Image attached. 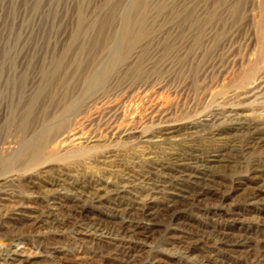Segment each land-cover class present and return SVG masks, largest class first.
<instances>
[{
    "label": "rangeland",
    "instance_id": "rangeland-1",
    "mask_svg": "<svg viewBox=\"0 0 264 264\" xmlns=\"http://www.w3.org/2000/svg\"><path fill=\"white\" fill-rule=\"evenodd\" d=\"M116 3L120 1L0 0V264H264V84L258 95L245 94L254 85L245 87L242 79L264 73L259 59L264 50V0H148L152 12L157 4L164 8L153 15L142 42L129 50V79H122L119 69L127 56L123 48L122 60L110 67L105 85L120 96L129 87V105L146 91L168 99L165 115L136 119L137 125L147 124L153 142L144 143L138 133L108 138L109 117L104 114L84 124L82 139L76 142L83 143V150L69 147L67 155L61 151L38 163L16 157L21 143L67 99L82 98L85 75L95 61V53L80 45L93 41L96 30L90 28L86 38L75 39L76 22L65 24L58 17L80 6L86 26L96 19L108 33L118 27H109ZM185 7H194L200 18L216 13L214 21L202 27L199 43L193 33L178 27ZM70 44L72 53L52 74L54 51ZM104 57L96 62H104ZM43 87L45 93L37 94ZM93 96L76 115L92 107ZM208 115L240 116L245 122L243 127L231 126L224 119L215 129L200 127L197 123ZM196 161H205L206 168ZM182 165L197 177L178 178ZM122 185L127 187L123 198L111 194ZM80 192L104 199L80 201ZM143 199L148 204H137ZM54 204L62 207L53 210ZM20 211L33 215L32 221Z\"/></svg>",
    "mask_w": 264,
    "mask_h": 264
},
{
    "label": "bare ground",
    "instance_id": "bare-ground-1",
    "mask_svg": "<svg viewBox=\"0 0 264 264\" xmlns=\"http://www.w3.org/2000/svg\"><path fill=\"white\" fill-rule=\"evenodd\" d=\"M72 1V0H71ZM81 1V0H80ZM120 3H116L117 5H114L113 9L110 11L111 17H110V22H109V27L111 28L112 25L117 23L118 27L116 30L107 33H104V29L102 27V24L99 26L96 24L97 20L93 19L91 23H89L87 26L91 24V26L87 27L86 23L88 20L83 14V9H81L80 6L74 7V9H68L65 11L64 15H61L59 21H62V23H74L76 22L78 28L77 31H74L73 37L75 39L87 34V31L91 28V31L94 32V29L96 30V34H98L95 38H93V41H89L87 43H84L83 40V45L81 43L82 49H86L89 53H95L93 57L95 58V61L93 64H89L90 68L89 72L86 73L85 79H84V87H83V95L82 98H76V99H67L66 103L64 104L63 107H61L57 112L53 114L50 120L45 121L41 127L40 130L37 133H34V135L31 136V138L28 140H24L20 147L18 152V155L20 159H25L28 162H33V163H38L43 160L49 159V158H54L56 154L59 152L63 151L65 152V155L68 154L69 150L68 148L71 149H77V150H83L82 146L79 147V145L82 142L76 143L77 141H81L82 137L79 136V133L82 131V128L84 124L91 118H101L102 116H108L109 119L107 120V123L105 124L106 127V136L110 139H114L119 136H126L129 137V134L133 135L138 133L139 136H141L142 140L144 143H152V138H149L148 130L145 129L147 126H140L137 125L139 122L138 120H142L143 116L151 118L152 116L155 115H165L170 111V108L168 106V99L167 101L164 100V97L162 95H155L151 94L149 95L146 91L144 95L139 96L136 101L129 105V87H128V92H125L122 94V96L117 94V91L115 92H110L107 90V87L105 85L106 81V75L109 73V71L113 70L110 69L112 65H114L115 62H119L120 59V54L121 51L126 50L127 53H125L127 56L125 59H120L122 62L120 63L122 65V68L120 69V72L123 74L122 79H129V52L132 51L134 48L137 47V45L142 42L143 37L146 35L147 30L151 28V20L154 18L153 15H156L163 10L164 7H162L161 4H157L154 7V12L151 10V4L148 3V0H132L128 1L126 4H121V0H119ZM68 3V2H67ZM52 4V3H51ZM61 4V3H60ZM64 4V3H63ZM73 4V3H72ZM71 4V5H72ZM85 4V3H84ZM68 6V4H66ZM65 5V6H66ZM82 5V4H81ZM33 6V5H32ZM43 6V5H42ZM73 6V5H72ZM75 6V5H74ZM84 6V5H83ZM86 9V6H84ZM30 8V7H29ZM50 8V7H49ZM83 8V7H82ZM93 8V7H92ZM111 8V7H110ZM33 9H37V6H33ZM46 9V8H45ZM58 8H56L55 13H54V20L57 19V14H58ZM107 9V8H104ZM31 10V9H30ZM29 10V11H30ZM47 10V9H46ZM95 10V9H94ZM99 10V9H98ZM102 10V9H101ZM100 10V12H101ZM63 11V10H62ZM92 11V10H91ZM90 11L89 14L92 12ZM97 11V9H96ZM233 11H237L236 7L233 9ZM28 12V11H27ZM40 12V11H38ZM36 12V13H38ZM99 12V14H100ZM85 13V12H84ZM96 13V12H95ZM103 13V12H102ZM106 13V12H105ZM236 13V12H235ZM46 14V13H45ZM97 14V13H96ZM34 15V14H33ZM94 15V14H93ZM92 15V16H93ZM42 16V15H41ZM96 16V15H95ZM109 16V13H108ZM44 17V16H43ZM100 17V16H99ZM104 18V16H102ZM45 18V17H44ZM53 18V17H52ZM92 18V17H91ZM108 18V17H107ZM216 18V13L210 14L206 18H200L196 12V9L194 7H185L178 15V27L183 31V32H190L193 33V40L196 43H199L202 40V27H204L205 24H209L214 19ZM62 19V20H61ZM98 19V18H97ZM52 20V19H51ZM92 20V19H91ZM58 21V22H59ZM100 21V20H99ZM106 21V20H105ZM22 22V21H21ZM30 22V21H29ZM93 22V23H92ZM101 22V21H100ZM19 23V22H18ZM43 23V22H42ZM51 23V22H50ZM55 23V22H54ZM26 24V23H25ZM24 24V25H25ZM41 24V23H40ZM75 24V23H74ZM27 25V24H26ZM56 25V24H55ZM105 25V24H104ZM107 25V23H106ZM40 26V25H39ZM51 26V25H50ZM57 26V25H56ZM98 26V27H96ZM29 27V26H28ZM31 27V25H30ZM42 27V26H41ZM40 27V28H41ZM48 28V26H46ZM83 27H87L83 28ZM34 28V27H33ZM105 28V26H104ZM109 28V29H110ZM113 28V27H112ZM16 29V28H15ZM36 29V28H35ZM55 29V28H54ZM58 29V28H57ZM67 29V28H66ZM73 29V28H72ZM21 30V29H20ZM61 30V28H60ZM65 30V29H63ZM11 31V30H10ZM15 31V30H14ZM47 31V30H46ZM55 31V30H54ZM90 31V30H89ZM17 32V31H16ZM27 32V31H26ZM36 32V31H35ZM73 32V30H72ZM50 33V32H49ZM90 33V32H89ZM18 34H20L18 32ZM25 34V33H24ZM23 34V35H24ZM32 34V32H31ZM36 34V33H34ZM56 34V33H55ZM71 34V32H70ZM94 34V33H93ZM10 35V34H9ZM41 35V34H40ZM54 35V34H53ZM63 35V34H62ZM11 36V35H10ZM16 36V35H15ZM67 36V35H66ZM7 37V36H6ZM18 37V36H17ZM16 37V38H17ZM20 37V36H19ZM22 37V36H21ZM25 37V36H24ZM51 38V37H50ZM56 38V37H55ZM60 38V37H59ZM63 39H66L65 35L62 37ZM71 38V39H74ZM19 38H17L18 40ZM26 39V38H25ZM35 39V38H34ZM54 39V38H53ZM70 39V41H71ZM74 39V41H75ZM10 40V39H9ZM16 40V41H17ZM55 40V39H54ZM89 40V39H88ZM4 41V40H3ZM7 41V40H6ZM73 41V40H72ZM71 41V42H72ZM2 42V40H1ZM15 42V41H14ZM12 42V43H14ZM26 42V41H24ZM31 42V41H30ZM29 42V43H30ZM70 42V43H71ZM6 43V42H5ZM11 43V42H10ZM17 43V42H15ZM27 43V42H26ZM25 44V43H23ZM73 44V43H72ZM70 44L69 47L65 46L63 49H57L54 51L56 54L55 61L53 62L54 71H52V74L56 72V70H59V68L64 65L66 56L69 54V52L72 51L73 45ZM75 44V43H74ZM9 45V43H8ZM26 45V44H25ZM76 45V44H75ZM79 45V44H77ZM76 45V46H77ZM3 46H6L5 44ZM13 46V45H11ZM10 46V48H11ZM85 46V47H84ZM16 47V46H14ZM21 47V46H20ZM23 47V46H22ZM84 47V48H83ZM7 48V46H6ZM58 48V47H57ZM17 49V48H15ZM13 49L12 51H14ZM34 49V48H33ZM19 50V49H18ZM25 50V49H24ZM71 50V51H70ZM85 50V51H86ZM130 50V51H129ZM135 50V49H134ZM11 51V49H10ZM16 51V50H15ZM20 51V50H19ZM28 51V50H27ZM75 51V50H74ZM23 52V51H22ZM82 52V50H81ZM17 53V51H16ZM21 53V52H18ZM72 53V52H71ZM87 53V52H86ZM5 54V53H4ZM14 54V52H13ZM51 54V53H50ZM106 55L103 58L104 62L101 63V61L96 62L97 58L102 55ZM133 54V53H132ZM18 55V54H17ZM21 55V54H20ZM19 55V56H20ZM77 55V54H76ZM83 55V54H82ZM123 55V53H122ZM135 55V54H133ZM15 56V55H12ZM18 56V57H19ZM46 56V55H45ZM55 56V55H54ZM81 55H79L80 57ZM86 56V55H85ZM87 55L86 57H88ZM136 56V55H135ZM11 57V56H10ZM17 57V56H16ZM90 57V56H89ZM12 58V57H11ZM23 58V57H22ZM46 58V57H45ZM2 59V58H1ZM47 59V58H46ZM45 59V60H46ZM54 59V58H53ZM52 59V60H53ZM81 59V58H80ZM79 59V60H80ZM85 59V57H84ZM92 59V58H91ZM100 59V58H99ZM131 59V58H130ZM259 59L264 62V50H261L259 53ZM51 60V59H50ZM86 60V59H85ZM108 60V61H107ZM2 62V60H1ZM8 62V61H7ZM12 62V59H11ZM30 62V61H29ZM47 62V61H45ZM50 63V61H48ZM78 62V61H77ZM106 62V63H105ZM27 63V62H26ZM35 63V62H34ZM33 63V64H34ZM107 63H109L107 65ZM44 64V63H43ZM72 64V63H71ZM5 65V64H4ZM9 65H11L9 63ZM13 65V64H12ZM15 65V62H14ZM31 65V64H30ZM49 65V64H48ZM69 65V64H68ZM120 65V66H121ZM35 66V65H34ZM39 66V65H38ZM52 66V65H51ZM74 66V65H73ZM50 67V65H49ZM81 67V66H80ZM83 67V66H82ZM119 67V66H118ZM117 67V68H118ZM263 67V66H262ZM1 68V67H0ZM4 68V67H3ZM1 68V69H3ZM10 68V66H9ZM74 68V67H73ZM109 69V70H108ZM264 68H261V70ZM4 70V69H3ZM117 70V69H116ZM114 70V72L116 71ZM14 71V69H13ZM16 71V69H15ZM40 71V70H39ZM7 72V71H6ZM10 72V71H9ZM86 72V71H85ZM118 72V73H120ZM46 73V72H45ZM120 73V76H121ZM6 74V73H5ZM11 74V73H10ZM14 74V73H13ZM27 74V72L25 73ZM47 74V73H46ZM51 72L49 75H52ZM80 74V73H79ZM258 73L256 72L253 76L250 74H245V76L242 79H246L244 82V86H250L254 85L251 90L247 91L245 94H250L251 92L257 93L258 95V89L262 84H264V73L260 74L259 76H256ZM12 75V74H11ZM40 75V74H39ZM45 75V74H44ZM77 75V74H76ZM111 75V73H110ZM14 76V75H13ZM66 76H69L66 75ZM3 77V76H2ZM26 77V76H25ZM46 77V76H45ZM55 77V76H54ZM65 77V76H64ZM111 77V76H110ZM24 78V76H23ZM69 78V77H68ZM82 78V77H81ZM9 79V77L7 78ZM26 79V78H25ZM24 79V80H25ZM44 79V76H43ZM52 79V78H50ZM54 79V78H53ZM57 79V78H56ZM60 79V77L58 78ZM1 80V76H0ZM11 81V78L9 79ZM8 80V81H9ZM47 80V79H46ZM6 81V80H5ZM18 81V80H17ZM52 81V80H51ZM59 81V80H58ZM61 81V80H60ZM63 81V80H62ZM70 81V80H69ZM78 81V80H77ZM116 81V80H115ZM13 82V80H12ZM15 82V78H14ZM56 82V81H55ZM122 82V81H121ZM240 82V81H239ZM22 83V82H21ZM49 83V82H47ZM58 83V82H57ZM64 83V82H63ZM61 83V85L63 84ZM117 83V82H116ZM119 83V82H118ZM8 84V83H6ZM50 84V83H49ZM13 85V84H12ZM41 85V84H40ZM50 86V85H49ZM48 86V87H49ZM66 86V85H65ZM117 86V84L115 85ZM146 86V85H145ZM15 87V86H14ZM13 87V88H14ZM25 87V86H24ZM41 87V86H40ZM51 87V86H50ZM49 87V88H50ZM64 87V85L62 86ZM72 87V86H71ZM113 87V86H112ZM23 88V87H22ZM66 88V87H65ZM68 88V87H67ZM12 89V87H11ZM15 89V88H14ZM32 89V88H30ZM55 89V88H54ZM57 89V88H56ZM112 89V88H111ZM36 90V89H35ZM47 90L46 88H41L37 90V94H43ZM50 90V89H49ZM148 90V89H146ZM5 91V90H4ZM2 91V92H4ZM11 91V90H10ZM20 91V89H19ZM24 91V90H23ZM22 91V92H23ZM114 91V90H113ZM154 91V90H153ZM20 92V93H22ZM50 92V91H49ZM70 92V91H69ZM149 92V91H148ZM80 93V92H79ZM0 92V96H1ZM29 94V93H28ZM27 94V95H28ZM35 94V93H34ZM53 95L52 93H50ZM56 94V93H55ZM60 94V93H59ZM71 94V93H70ZM96 94V96L94 95ZM8 95V94H6ZM20 95V94H19ZM23 95V94H22ZM30 95V94H29ZM49 95V94H48ZM64 95V94H63ZM62 95V96H63ZM68 95V94H67ZM95 96L94 98V104L92 107L87 108V112L84 115H76L78 113L77 111L84 107L86 104V101L90 100L92 96ZM164 95V94H163ZM242 95V94H241ZM21 96V95H20ZM31 96V95H30ZM41 96V95H40ZM56 96V95H55ZM75 96V95H74ZM77 96V95H76ZM93 96V97H94ZM134 96V95H133ZM137 96V95H135ZM24 97V96H23ZM119 97V98H118ZM22 98V97H21ZM65 98V97H64ZM135 98V97H134ZM26 99V98H24ZM41 99V98H40ZM49 99V98H47ZM54 99V98H53ZM56 99V98H55ZM1 100V99H0ZM34 100V99H31ZM30 100V101H31ZM64 100V99H63ZM21 101V100H20ZM29 101V100H28ZM29 101V102H30ZM35 101V100H34ZM45 101V100H44ZM91 101V100H90ZM26 102V101H25ZM43 102V101H42ZM58 102V101H57ZM21 103V102H19ZM37 103L38 100H37ZM93 103V102H92ZM32 104V103H31ZM42 104V103H41ZM56 104V103H55ZM17 105V104H16ZM14 105V106H16ZM19 105V104H18ZM30 105V104H28ZM58 106V105H57ZM89 106V104H88ZM27 108V106H26ZM24 109V108H23ZM28 109V108H27ZM58 109V108H57ZM14 111V110H13ZM30 111V110H29ZM32 111V110H31ZM35 111V110H34ZM52 111V110H51ZM53 112V111H52ZM231 112V111H230ZM24 113V112H23ZM28 114V113H27ZM49 114V113H48ZM219 114V113H218ZM228 114V113H227ZM31 115V114H30ZM46 115V114H45ZM225 115V114H223ZM47 116V115H46ZM48 118V117H47ZM138 118V120H136ZM165 118V116H164ZM152 119V118H151ZM156 119V118H155ZM200 119V118H199ZM224 119H228L226 122L227 124H230L231 126H239L243 127V124L245 120H241L240 116H226ZM223 119V116L221 117L220 115H208L203 117L197 124L200 125V127H205L208 129H215V126L217 123L221 122ZM102 120V119H101ZM131 120V122H129ZM147 121V120H146ZM155 121V120H154ZM158 121V119H157ZM141 122V121H140ZM154 123V122H153ZM161 123V122H160ZM196 123V122H195ZM130 124L133 125V128L129 132V127ZM20 125V124H18ZM163 125V124H162ZM23 126V125H22ZM21 126V127H22ZM87 126V125H86ZM161 126V125H160ZM103 127V126H102ZM132 127V126H131ZM130 127V128H131ZM154 127V126H153ZM255 127V126H254ZM259 127V126H258ZM86 128V127H85ZM151 128V127H150ZM235 129V128H234ZM84 130V129H83ZM236 130V129H235ZM253 130V129H252ZM99 131V130H98ZM219 131V130H218ZM251 131V130H250ZM84 132V131H83ZM93 132V131H92ZM214 132V131H213ZM218 134V133H217ZM87 137V136H86ZM96 137H93L95 139ZM262 138V137H261ZM88 138H86L87 140ZM154 139V138H153ZM91 140V139H90ZM108 140V139H107ZM96 139L93 141V143H96ZM122 141V140H121ZM117 142V141H116ZM87 143V142H86ZM92 143V142H91ZM103 143V142H101ZM83 144V143H82ZM110 144V143H109ZM117 144V143H116ZM114 144V146L116 145ZM119 145V144H117ZM129 145V144H128ZM109 146V145H108ZM47 147L50 148V151H47ZM84 147V146H83ZM86 147V146H85ZM89 147V146H88ZM93 147V146H92ZM118 147V146H117ZM108 147H106L107 149ZM115 147H109V149H114ZM119 148V147H118ZM94 149V148H92ZM97 150V148H95ZM101 149V148H100ZM99 149V150H100ZM105 149V148H104ZM84 150H87L84 148ZM95 150V151H96ZM103 150V148H102ZM91 151V149H90ZM110 151V150H109ZM16 152V151H15ZM14 152V153H15ZM62 152V154H63ZM75 152V151H74ZM88 152V151H87ZM111 152V151H110ZM77 153V152H76ZM17 154V153H16ZM25 154V155H24ZM64 155V156H65ZM15 156V155H14ZM22 157V158H21ZM18 159V158H17ZM107 159V158H106ZM44 162V161H43ZM114 162V161H113ZM187 162V161H186ZM44 164V163H43ZM192 164V163H191ZM196 164H199L201 167H205V161H196ZM42 165V164H41ZM183 168L181 170H178V178H188L190 180L195 179L197 177L195 172H191L187 169H184L185 165H182ZM115 168V167H114ZM199 172V171H198ZM164 173V172H163ZM21 175V174H20ZM173 175V174H172ZM25 176V175H24ZM134 176V175H133ZM17 177V176H16ZM176 177V175H175ZM134 181V180H133ZM138 182V181H137ZM144 182V181H143ZM135 183V182H134ZM142 184V183H141ZM148 185V184H147ZM146 186V185H145ZM62 187V186H61ZM111 194H114L115 197L118 198H123L127 194V187L125 185L118 186L117 188H113L112 191H110ZM101 195V194H100ZM95 195L94 197H89L87 195H84V193H79L77 196V200H85V201H101L104 199L102 196ZM168 196V195H167ZM86 197V198H84ZM172 198V197H171ZM134 199V198H133ZM136 200V199H135ZM144 200V199H143ZM82 203V202H81ZM92 203V202H91ZM148 204L146 200L144 201H139L137 204ZM123 204V203H122ZM102 205V204H101ZM62 207L61 204H54L51 209L53 210H58ZM150 207V206H149ZM143 208V207H142ZM160 208V207H159ZM18 209V208H17ZM22 209V208H21ZM119 209V208H117ZM152 210V209H151ZM123 210L122 215L125 217L127 216V213ZM129 211V210H128ZM136 211V210H135ZM132 212V211H131ZM27 213V212H26ZM146 213V212H145ZM144 213V214H145ZM20 214L27 219L28 221H32L33 215H29L27 213V216H25V212L20 211ZM36 215V214H34ZM74 215V214H73ZM20 216V215H19ZM69 217V216H68ZM43 219V218H42ZM115 219V218H114ZM34 221V220H33ZM43 221V220H42ZM118 221V220H117ZM21 222V221H20ZM50 222V221H49ZM25 223V222H24ZM110 223V222H109ZM55 224V223H54ZM52 225V224H51ZM112 227V226H111ZM139 227V226H138ZM146 227V226H145ZM150 227V226H149ZM94 229V228H93ZM136 229V228H135ZM150 229V228H149ZM114 232V231H113ZM135 232V231H134ZM124 237L127 235L126 232H124ZM129 234V233H128ZM139 234V233H138ZM135 235V234H134ZM130 236V235H129ZM114 237V236H113ZM118 237V236H117ZM136 237V236H135ZM210 240V239H209ZM212 240V239H211ZM11 260V259H10ZM129 260V259H128ZM216 260V259H215ZM16 261H13L11 264H14ZM220 263V262H219ZM18 264V262L16 263ZM203 264V263H202Z\"/></svg>",
    "mask_w": 264,
    "mask_h": 264
}]
</instances>
